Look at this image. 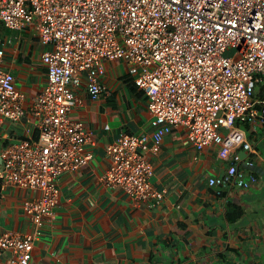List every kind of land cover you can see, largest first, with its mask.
Here are the masks:
<instances>
[{
  "label": "built area",
  "instance_id": "1",
  "mask_svg": "<svg viewBox=\"0 0 264 264\" xmlns=\"http://www.w3.org/2000/svg\"><path fill=\"white\" fill-rule=\"evenodd\" d=\"M0 21L33 30L46 46L47 81L29 109L38 135L28 127L27 139L0 153V181L38 192L23 203L33 230L0 234V255L11 250L10 264H30L54 217L58 178L92 158L87 148L95 134L70 112L82 87L100 98L107 62L123 61L146 94L152 132L123 133L107 145L106 186L138 202L161 200L163 192L150 182V158L173 128L183 129L197 150L217 146L219 157L230 161L225 175L209 179L211 186H248L232 155L240 146L255 152L238 122L264 128L255 100L264 83V0H0ZM5 52L0 47V115L18 122L26 94L3 68Z\"/></svg>",
  "mask_w": 264,
  "mask_h": 264
},
{
  "label": "crops",
  "instance_id": "2",
  "mask_svg": "<svg viewBox=\"0 0 264 264\" xmlns=\"http://www.w3.org/2000/svg\"><path fill=\"white\" fill-rule=\"evenodd\" d=\"M0 47L6 51L3 68L30 100L18 122L0 115L1 153L4 146L27 139L28 127L37 137L29 109L47 75L42 62L46 46L33 30L10 29L0 21ZM102 82L105 88L98 100L82 87L70 112L95 134L87 148L92 158L77 172L58 178L54 217L35 242L30 264H264V128L237 123L255 147L252 152L240 146L232 155L249 182L246 188L211 186L209 179L225 175L230 161L219 157L217 146L197 150L183 129L173 128L150 158V182L163 198L138 202L125 190L106 186L102 175L110 166L108 144L123 133L152 132L147 96L121 60L106 63ZM262 85L255 100L264 113ZM250 162L260 172L243 166ZM37 195L0 181V234L33 230L23 203ZM12 257L11 250L3 251L0 264H10Z\"/></svg>",
  "mask_w": 264,
  "mask_h": 264
},
{
  "label": "water",
  "instance_id": "3",
  "mask_svg": "<svg viewBox=\"0 0 264 264\" xmlns=\"http://www.w3.org/2000/svg\"><path fill=\"white\" fill-rule=\"evenodd\" d=\"M245 153V152H244ZM245 168H248V169H255L257 170L258 172H260V168H258V166L256 165H252V164H244L243 165ZM262 175H264V172H261Z\"/></svg>",
  "mask_w": 264,
  "mask_h": 264
},
{
  "label": "rangeland",
  "instance_id": "4",
  "mask_svg": "<svg viewBox=\"0 0 264 264\" xmlns=\"http://www.w3.org/2000/svg\"><path fill=\"white\" fill-rule=\"evenodd\" d=\"M232 54V52H231V50H228L227 52H226V55H231ZM30 101L29 99H27V97H26V101ZM26 101H25V106H26ZM27 108V107H26ZM242 128H244L243 126H241ZM261 151H263V150H261ZM263 153H264V151H263Z\"/></svg>",
  "mask_w": 264,
  "mask_h": 264
},
{
  "label": "trees",
  "instance_id": "5",
  "mask_svg": "<svg viewBox=\"0 0 264 264\" xmlns=\"http://www.w3.org/2000/svg\"><path fill=\"white\" fill-rule=\"evenodd\" d=\"M261 86V85H260ZM261 90L262 91H264V85H262V87H261ZM261 97H263L264 98V95L262 94V96Z\"/></svg>",
  "mask_w": 264,
  "mask_h": 264
}]
</instances>
